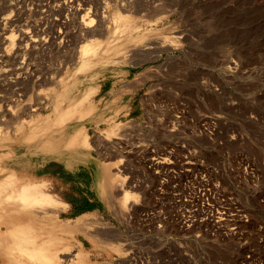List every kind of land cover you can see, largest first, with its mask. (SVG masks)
Here are the masks:
<instances>
[{
    "label": "rangeland",
    "instance_id": "rangeland-1",
    "mask_svg": "<svg viewBox=\"0 0 264 264\" xmlns=\"http://www.w3.org/2000/svg\"><path fill=\"white\" fill-rule=\"evenodd\" d=\"M25 2V16L35 19V4ZM117 3L129 4V13L118 11L133 24L147 20L135 33L146 32V46L159 42L167 51L146 49L132 62L76 75L57 67L71 48L37 54V70L56 71L59 90L74 82L81 90L102 88L94 98L98 108L72 122L51 107L33 118L20 116L22 108L11 101L23 93L11 88L12 76H0V98H6L0 109L9 97L7 108L16 110V119L1 128L7 133L0 137V182L11 173L37 181L69 205L61 221L82 217L79 229L54 234L56 243L65 244L62 258L81 250L82 264H264V0L111 2ZM115 12L110 7L105 13L111 29ZM7 61L0 58V65L11 66ZM48 88L54 86H41ZM76 128L87 135L89 147L69 146ZM108 129L115 130L106 140L112 147L102 151L120 160L111 168L95 146L102 145L97 135ZM166 152L173 156L163 163L165 171L155 165V172L151 159ZM99 166L108 167L104 188L102 177L94 176ZM115 173L136 195L124 209ZM162 175L165 197L157 194ZM10 261L0 252V264Z\"/></svg>",
    "mask_w": 264,
    "mask_h": 264
},
{
    "label": "bare ground",
    "instance_id": "bare-ground-1",
    "mask_svg": "<svg viewBox=\"0 0 264 264\" xmlns=\"http://www.w3.org/2000/svg\"><path fill=\"white\" fill-rule=\"evenodd\" d=\"M25 1H30V4L33 3L31 7H34L35 4L39 8V10H34L36 8L34 7V13L32 10H29L33 13L32 18L36 20H30L31 16H25L27 10H22L25 9L22 6ZM35 1L0 0V58L6 57L11 62V66L9 67L0 65V76H12L9 82L11 88L23 93L16 95V91H14L17 97L14 95L16 98L13 99V96V100L11 101L12 103H17V106L22 108L20 116L27 114L30 118H33L42 109L51 107L54 113L61 116V120L72 122L84 118L87 113L98 108L97 103L95 104L94 102V98L99 91L98 85L81 90L79 82H74L72 84H62L63 86L61 85V89L59 90L57 87L60 84L58 86V81L54 76L56 71L50 68L55 72L52 75L48 69L46 70L48 72L43 73L37 70L35 65L37 54L49 48L50 51L53 47L57 48L55 51L61 48H63L61 50H64V48L66 50L72 49V52L69 51L71 54L67 61H63L64 64L60 62L61 64L59 63L57 67H62L66 70L70 67L72 71H75L74 75L98 65L106 66L107 63L121 65L132 62L136 53L145 54L146 49L153 50V48L158 49L160 47L165 48L166 51L168 49L163 43L159 44L158 41L152 47L146 46V32L135 34L141 30L142 24H145L146 27L147 20L141 21L140 26L128 20V16L124 15L121 11L128 12L127 5L129 4L120 5L117 3V5H113L111 2H114V0H45L48 3L44 5L39 3L40 5H37L38 2ZM145 5L144 7H146ZM110 7L116 9L112 18L114 23L113 29L108 25L105 15ZM27 8L30 7L27 6ZM118 9L121 11H118ZM144 9L146 10V8ZM7 11L9 12L6 13ZM35 12H37V15L42 16L39 20L34 16L36 15ZM90 15H93L95 19H91ZM166 46L168 47V45ZM169 48L170 50L175 49L174 47ZM142 62L133 64L139 66ZM59 68L54 69L57 70ZM42 85H53L55 89H41ZM140 85L136 87H140ZM129 86L133 87L134 85ZM8 98V103L4 105L3 109H0V137L7 133L5 129L1 128L5 127L6 123L10 120L16 119V117H13L16 110L12 109V107L7 108L10 105V99ZM4 99L6 98L1 97L0 101ZM66 99H68L67 107L65 106ZM100 103L103 107V104H105L104 99ZM85 105L89 107V110H86ZM17 127L19 128L20 125ZM76 129H73L68 137L69 146L74 148L89 147L87 135L84 134L82 129ZM17 130L15 129V131ZM106 132L97 135V140L102 145L96 144L95 146L100 156L105 158V162H107L105 166L110 167L116 165L120 160L112 159L110 152L106 153V150H103L105 152L102 151L103 146H105L104 148L107 146V149L112 147L110 144L113 141L109 144L108 136L114 134L115 130ZM121 133L123 135V131ZM55 135L60 134H53V136ZM117 143L119 145V141ZM114 149L116 148L114 147ZM171 156H173L172 152L162 154L161 156L157 155V157L151 159L150 163L148 162L150 168L156 172L157 169L154 167L156 165V167H160L161 171H165L162 165L167 161L169 162ZM143 158L144 166L146 167V154ZM105 166H99V171L97 167H94V176L97 179L102 177L103 188L107 183L106 175L108 167ZM119 169L118 172L121 171ZM114 179L119 183L118 190H121V194L123 195L121 209H124L130 202L136 200V195L129 189L128 185H125L127 184L126 179L121 174L115 173ZM109 183L112 184L114 182L111 181ZM42 186L43 184L41 183H30L24 179H18L15 173L7 175L0 182V252L11 260L10 262L13 264H21L24 260L33 264H82L81 258L84 255L81 250H78L75 254L66 256L69 258L65 256L62 258L65 253L62 252L66 250L64 249L65 244H62V242L58 244L54 241V234L56 233L63 234L72 229H79L76 224L83 220H81L82 217L72 222L61 221L59 214L67 210L68 204L58 200L55 197L56 194L48 193ZM163 186L164 177L162 175L158 188L159 193H157L159 197H165L166 195ZM125 187H128V189ZM171 196L175 199L178 195L173 193ZM96 236L99 237V234H96ZM101 242L109 244L105 239L101 240ZM111 245H113V242ZM113 247L114 251L119 252L120 248L118 244L113 245Z\"/></svg>",
    "mask_w": 264,
    "mask_h": 264
},
{
    "label": "trees",
    "instance_id": "trees-1",
    "mask_svg": "<svg viewBox=\"0 0 264 264\" xmlns=\"http://www.w3.org/2000/svg\"><path fill=\"white\" fill-rule=\"evenodd\" d=\"M88 209H89V207L86 206V207L82 208L81 211L83 212V211H86V210H88Z\"/></svg>",
    "mask_w": 264,
    "mask_h": 264
},
{
    "label": "crops",
    "instance_id": "crops-1",
    "mask_svg": "<svg viewBox=\"0 0 264 264\" xmlns=\"http://www.w3.org/2000/svg\"><path fill=\"white\" fill-rule=\"evenodd\" d=\"M101 91H102V88H100V93H101ZM122 107H124V106H122ZM126 109H128V108H126ZM21 179V178H20ZM34 182H36V183H38L37 181H34ZM69 206V205H68Z\"/></svg>",
    "mask_w": 264,
    "mask_h": 264
}]
</instances>
